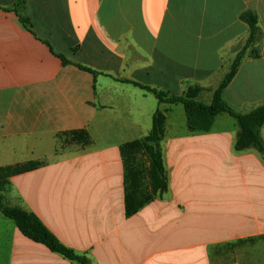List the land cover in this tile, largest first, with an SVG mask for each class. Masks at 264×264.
<instances>
[{"label": "crops", "instance_id": "1", "mask_svg": "<svg viewBox=\"0 0 264 264\" xmlns=\"http://www.w3.org/2000/svg\"><path fill=\"white\" fill-rule=\"evenodd\" d=\"M15 2L0 0V168L44 165L10 178L7 204L92 264H264V160L234 151L237 121L191 132L184 106L133 84L174 96L198 84L209 105L249 37L240 16L257 14L264 34V0H26L35 36ZM257 51L223 95L242 114L264 105V37ZM157 111L169 191L128 217L121 147L148 136ZM80 130L90 145L60 138ZM0 264L76 263L0 213Z\"/></svg>", "mask_w": 264, "mask_h": 264}, {"label": "trees", "instance_id": "2", "mask_svg": "<svg viewBox=\"0 0 264 264\" xmlns=\"http://www.w3.org/2000/svg\"><path fill=\"white\" fill-rule=\"evenodd\" d=\"M26 0H16L11 12L16 13L20 23L35 36L33 25L23 15ZM240 20L248 25L250 33L243 49L233 60L229 72L224 76L219 86L213 92V98L209 105L200 102L201 94L208 90L201 85L194 84L181 96H174L168 92L142 86L133 83L136 87L153 94L160 104L184 106L188 129L191 132H207L211 129L216 116L227 114L234 118L239 127L236 136L234 151L242 153L249 150L257 151L264 160V140L261 130L264 126V105L249 113L242 114L230 107L224 100V91L236 76L243 61L248 57H258V46L263 41V31L259 25L257 14L251 11L244 12ZM51 53L61 60L64 66L74 65L84 72L95 77L99 75L96 71L71 62L64 55L57 54L48 42H44ZM166 129V117L157 111L153 117V125L150 133L145 138L129 142L121 147V154L125 168L126 184V213L128 217L133 216L148 204L157 199H164L169 191L168 176L164 164L163 140ZM60 138H66V143L77 144L83 147L90 145L91 138L87 131L80 130L62 134ZM139 156L146 158L147 167L143 166ZM44 163L32 162L15 167L0 168V213L12 220L20 232L28 239L43 244L52 252L57 253L65 259L76 264H92L85 255L77 254L75 251L65 247L32 213L19 206L7 204L5 194L10 189V178L23 174L39 167ZM243 241L236 245H242Z\"/></svg>", "mask_w": 264, "mask_h": 264}, {"label": "rangeland", "instance_id": "3", "mask_svg": "<svg viewBox=\"0 0 264 264\" xmlns=\"http://www.w3.org/2000/svg\"><path fill=\"white\" fill-rule=\"evenodd\" d=\"M217 80H220V79H217ZM217 80H216V81H217ZM139 159L142 161L143 166H144V167H147V160H146V158H142V157L139 156Z\"/></svg>", "mask_w": 264, "mask_h": 264}]
</instances>
